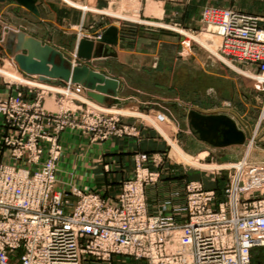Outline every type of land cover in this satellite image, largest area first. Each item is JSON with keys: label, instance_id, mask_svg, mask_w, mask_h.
<instances>
[{"label": "built area", "instance_id": "2783aa9c", "mask_svg": "<svg viewBox=\"0 0 264 264\" xmlns=\"http://www.w3.org/2000/svg\"><path fill=\"white\" fill-rule=\"evenodd\" d=\"M130 1L140 9L142 0ZM262 22L245 12L206 7L201 33L210 36V43L216 41V50L229 63L256 66L264 86ZM37 106L20 93L0 98L3 127L15 133L0 142L14 162L0 159V264H12L17 250H22L20 264L108 262L112 255L145 264H253L256 250L264 249V188H247L246 159L233 167L222 201L201 183L186 184L183 223L147 212L145 189L156 185L160 175L144 165L158 166L155 156H138L135 176L123 183L115 202L79 189L68 198L57 186L61 147L57 137L43 131L44 122L53 131L63 130L67 114L45 113ZM107 113L90 109L80 122L92 116L89 126L99 129L102 140L133 135V129L118 128L117 118ZM158 207L167 210L165 203Z\"/></svg>", "mask_w": 264, "mask_h": 264}, {"label": "crops", "instance_id": "0c3cea01", "mask_svg": "<svg viewBox=\"0 0 264 264\" xmlns=\"http://www.w3.org/2000/svg\"><path fill=\"white\" fill-rule=\"evenodd\" d=\"M148 1L140 13L143 25H129L117 21L119 18L106 13L118 9L116 0H36L34 6L37 14L15 0H0V66L7 62L8 65L3 68L4 74L7 73L5 70L10 69L6 75L13 76L15 82L29 80V84L36 87L50 86L49 90L53 92L51 96L49 92L45 97L53 98L55 104L57 94L60 93L57 88L71 89V86L77 85L74 81H81L93 88L97 94H101L103 101L100 104L107 109L119 104L120 99L137 98L134 92L139 89L138 94H146L145 96L151 100H159L163 108H170L181 117L186 129L180 139L181 148L187 154L198 156L205 154L207 158L210 153L206 146H213L200 141L192 133L187 115L191 109L201 113L208 112L197 106L184 104L171 92H162L167 85L171 88L170 85L179 81L182 69L181 65L176 63L175 56L173 63L167 64L164 61L165 56L163 58L160 53L177 46L180 37L160 27L176 23L186 29L197 30L201 10L207 5L236 8L252 15L264 16V0ZM261 26H264V23ZM110 28H114L115 31L109 32ZM12 34L16 35V39L13 40L15 49L68 70L69 80L60 78L56 82L46 84L41 83L38 76L23 73L7 50ZM105 34L106 38L111 40L115 36L116 44L95 43L90 60L77 59L76 52L81 40L95 41L96 36ZM106 50L108 53H115V56L106 55ZM219 59L225 62L223 58ZM115 64H119L125 73L114 70ZM226 64L229 65L227 62ZM215 65L217 68L225 69L221 64ZM189 74L190 78H196L197 71ZM190 81L188 79V86L194 89L195 86H192ZM139 83L141 86H137ZM151 85H158V88L155 87L158 91L146 92L143 89L144 86ZM19 90V87L13 85L0 86L2 96L14 95ZM77 97L81 98L79 95ZM46 98L44 105L47 103ZM151 103L149 101L147 105ZM162 118L171 122L166 116ZM122 122L132 123V120ZM136 126L138 130L136 137H113L104 143H92L85 135L74 131L62 133L60 136L62 153L57 162L56 174L58 188L65 192L71 186H76L86 194L116 199L123 181L134 176L135 155H155L157 158L164 152V143L153 129L143 125ZM238 146L240 145L228 147ZM189 158L185 154V159L191 162L192 159ZM164 159L162 158L158 169L160 174L158 183L145 189L147 211L150 215H172L176 222L183 223L185 185L192 177L182 173L174 163ZM146 166L154 169L151 163ZM198 181L202 182L204 188L216 189L221 195L222 188L212 185L208 177L207 181L203 177H199ZM70 200L75 202L76 198L70 197ZM161 203L167 205L164 212L158 207Z\"/></svg>", "mask_w": 264, "mask_h": 264}, {"label": "rangeland", "instance_id": "374dc122", "mask_svg": "<svg viewBox=\"0 0 264 264\" xmlns=\"http://www.w3.org/2000/svg\"><path fill=\"white\" fill-rule=\"evenodd\" d=\"M116 2L118 9L106 12L108 15L114 18H119L117 21H123L129 25H143L140 18V13L144 7V4L149 3L148 0H142V2H140V9H138L137 6L135 7V5L130 0H116ZM206 7L240 11L236 8H219L212 5H207L201 10L198 20L199 29L197 30L186 29L185 27H182L180 24L176 23L173 25L160 27L165 31L177 34L180 37L179 44L177 46H175L173 49L169 48L168 50L166 49L165 51H160V53L162 54V57L165 56L166 59L164 57L163 58L167 64L173 63L175 56L176 63L178 65L180 64L182 69L179 81H176L174 84H172V86L170 85L171 88H169L167 85L166 89H163L162 92H171L177 95L178 98H180V100L188 106H197L208 113H222L226 114L228 117H231V119L236 123L238 129L245 133V142L243 145L238 147L216 149L211 146H206L209 148L208 150L210 153L207 158L205 157V154H201L200 156L187 154V152H185L180 145V139L186 132L181 117L172 109L163 108V105H161L159 100H151L149 97L145 96L146 94H138L137 90L139 89H136L134 92V95L137 98L133 100L124 99L125 101L120 99L119 104L115 105L112 109H107L87 95L88 92H93V89H85L80 85H75L74 87L71 86L73 89H61V87L57 88L60 91L55 90L60 92L57 94L58 97L55 104L53 98L47 97V99L45 97L49 92V96H51V92H53L52 90H49V88H51L50 86L44 85V87H36L30 85L29 80L15 82L13 76H6L4 74L3 68L8 65L7 62H5L4 66H0V86L13 85L19 87L20 90L17 91L16 94L20 93L26 102L37 104V109H42L45 113L48 112L52 114H58L63 111L62 113L67 114L66 116L69 121L65 128L59 132L53 131V125L48 126L46 122H44L43 125V131L47 135L57 137L58 139V143L61 147L59 159L62 153L60 136L66 131H74L80 135H85L92 143H104L113 137H136L138 134L136 125H143L144 127L153 129L164 143V152L162 155L157 157V159H159V165L155 167V165L151 163L154 169L149 168L150 170L157 171L159 173L158 169L162 163V158H165L164 160L174 163L177 167H179L182 173H187L190 175V178L192 177L191 181H187L186 184L189 182H198L202 184L201 181H198L199 177L205 178L206 181L208 177V179L212 181V185L216 186L217 188L219 186V189L222 188L223 190L220 195L216 189H212L217 193L219 202L224 199V190L229 185L230 179L235 174V169L233 167L236 166L242 159H246V174L248 178L246 181L247 188H264V86L260 85L261 80H259L256 76L258 72L256 66H244L229 63L216 50V41L215 43H210V36L208 34H203V32L201 33V17L203 10ZM258 17H261L264 20V16ZM261 27L264 28V26ZM100 37V35L96 36L95 41ZM219 58H223L225 62ZM171 60L172 62H170ZM226 62L229 65H227ZM216 63L221 64L223 67H225V69L217 68L215 65ZM118 65L119 64L113 65L114 70L125 73L123 69H120L121 66ZM195 71H197L196 78H190L189 73ZM188 79L191 80V85L195 86L194 89H191L188 86ZM185 80H187V82H185ZM41 83L49 84V82ZM137 86H141V84L139 83ZM148 87L144 86L143 89L146 92L158 91V85H151ZM21 89H24L25 91ZM77 95H79L81 98H78ZM5 97L8 96H2L0 94V98ZM45 98L47 101L46 105H44ZM149 101L152 103L147 105ZM137 107L139 109H137ZM90 109H98L103 112H108V115H113L114 118H117L118 120V128L129 127L134 130L133 135H115L110 136L106 140H102L99 134V129H94L89 126V123L92 121V116L87 118V123L80 122V119H82L84 113L88 112ZM162 116L168 117L171 122L163 119ZM2 119L3 118L0 117V142H2V140L5 138H13L15 136V133L3 127L4 121ZM123 120H132V123H123ZM155 125L159 126L156 127ZM8 130L10 132H8ZM103 131L104 129L101 128V134ZM43 146L45 147V145ZM185 154L192 159L191 162H189L190 160L185 159ZM141 155H146L148 157L155 156L147 154ZM141 155H135L134 157L135 171L136 159ZM0 159L7 165L14 163L9 156L7 148L5 147H2V150L0 149ZM147 164L148 163H146L144 166ZM133 178L127 180H132ZM125 181H123V183ZM204 184H206V182ZM74 189L79 188L76 186H71L65 192L62 191V193L65 195V197L69 198V193ZM97 196L104 199L108 203L115 202L117 199L103 198L99 195ZM13 254L14 257L12 258V264H20L19 257L22 254V250H17ZM86 264H145V261L135 260L127 256L112 255L108 262L88 259ZM253 264H264V249L256 250L253 257Z\"/></svg>", "mask_w": 264, "mask_h": 264}, {"label": "water", "instance_id": "95a60500", "mask_svg": "<svg viewBox=\"0 0 264 264\" xmlns=\"http://www.w3.org/2000/svg\"><path fill=\"white\" fill-rule=\"evenodd\" d=\"M18 4L26 7L31 12L37 14V10L34 6L36 0H15ZM115 31L114 28H110L109 32ZM108 35V34H107ZM16 39V35H11L10 44L7 45V50L11 53L19 69L30 76H38L41 82H56L57 79L69 80V71L60 68L54 63H46L41 61L37 57H33L29 54H23L19 50L15 49L13 40ZM117 39H107L106 34L98 38L96 41H88L83 39L79 42L76 52L77 59L90 60L93 56V50L95 43H109L116 44ZM54 54H60L54 52ZM106 55L115 56V53H108ZM75 84L80 85L85 89H93L88 87L81 81H74ZM93 92H88V96L96 102H102L103 97L101 94H97L94 89ZM189 126L194 135H196L200 141L208 143L216 148H223L228 146L243 145L245 142V133L238 129L236 123L222 113H201L197 110L191 109L187 115Z\"/></svg>", "mask_w": 264, "mask_h": 264}, {"label": "bare ground", "instance_id": "6f19581e", "mask_svg": "<svg viewBox=\"0 0 264 264\" xmlns=\"http://www.w3.org/2000/svg\"><path fill=\"white\" fill-rule=\"evenodd\" d=\"M90 40H91V39H90ZM9 70H10V69L5 70V73H6V71H7V73H6L7 75H8L9 72H10ZM8 71H9V72H8ZM6 74H5V75H6ZM7 75H6V76H7ZM263 114H264V113H263ZM230 118H231V117H230ZM246 150H247V149H246Z\"/></svg>", "mask_w": 264, "mask_h": 264}]
</instances>
